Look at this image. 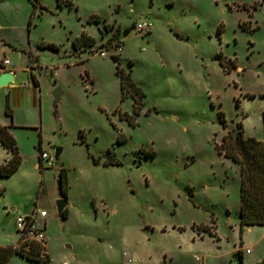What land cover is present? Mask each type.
Masks as SVG:
<instances>
[{
  "label": "rangeland",
  "instance_id": "374dc122",
  "mask_svg": "<svg viewBox=\"0 0 264 264\" xmlns=\"http://www.w3.org/2000/svg\"><path fill=\"white\" fill-rule=\"evenodd\" d=\"M91 16L100 22L88 24ZM140 23L150 32L121 36ZM82 33L95 40L92 52L72 49ZM0 40L19 55L9 93L0 88V126L21 157L0 189L13 214L37 213L49 256L39 264L264 263V226L240 230L239 169L216 149L238 123L244 137L264 141V0H1ZM215 54L234 68L224 71ZM116 67L145 95L137 117L133 100L121 99ZM55 149L59 162L39 166V154ZM109 150L121 166L93 164ZM6 156L0 147V164ZM2 203L0 236H13Z\"/></svg>",
  "mask_w": 264,
  "mask_h": 264
},
{
  "label": "trees",
  "instance_id": "16d2710c",
  "mask_svg": "<svg viewBox=\"0 0 264 264\" xmlns=\"http://www.w3.org/2000/svg\"><path fill=\"white\" fill-rule=\"evenodd\" d=\"M100 20L99 17L91 16L87 20V23L98 24ZM108 28L110 29L111 27L105 25L104 31L109 30ZM217 34L220 35L219 31ZM94 45L95 40L85 33H82L72 41V49L80 53H83L85 50H90L89 52H92L91 50ZM39 47L59 52V47L53 44L41 43ZM112 59L115 62L118 61L117 57H112ZM212 59L219 60L221 65L223 62L224 64L221 67L227 73H229L230 69L234 68L232 62L228 60L225 62L223 61L224 59L221 57V54L213 55ZM130 72L131 71L126 73L116 67V76L119 78L121 99L123 100L125 96H129L133 100L132 115L137 117L141 111V106L143 104L142 100L145 98V95L131 79ZM32 81L34 86H37L35 79L32 78ZM5 101V114L7 117L11 118V111L7 104L8 96H5ZM219 119L223 129H226V122L222 113H219ZM127 120L130 121V125L134 126V122L131 118H127ZM237 127L239 129L238 133L233 135L231 132H227L222 137L221 143L216 145V149L218 154L231 160L239 169V227L240 230H242L244 227L264 226V141L258 142L254 138L244 137L241 123H238ZM9 129L10 127L0 126V147L5 149L10 155L9 160L0 164V178L2 179L11 177L21 164L18 148L8 131ZM119 140L120 139L117 138L116 142H119ZM39 149L38 147V150ZM92 161L94 165L102 164L104 167L121 166L120 161L110 150L107 151L104 159L98 157L97 159L92 158ZM58 180L61 181L59 196L66 199L68 195V185L66 173L63 169L59 170ZM189 195V197H191V193H189ZM66 215L67 210L64 211V220L66 219ZM205 231L208 232V230ZM13 256L20 257L33 263L49 262V256L44 252L42 246L33 241L20 243L17 248L11 246L0 247V264H8ZM239 259L242 264V259Z\"/></svg>",
  "mask_w": 264,
  "mask_h": 264
},
{
  "label": "built area",
  "instance_id": "2783aa9c",
  "mask_svg": "<svg viewBox=\"0 0 264 264\" xmlns=\"http://www.w3.org/2000/svg\"><path fill=\"white\" fill-rule=\"evenodd\" d=\"M151 27L152 26L149 23H140L136 25L135 31L138 33L146 31L148 33L150 32ZM1 65L3 67H9L10 65L9 58H4L1 61ZM27 86H29L28 83L23 85V87H27ZM38 159L40 163H45L48 167H52L54 164L53 157H49V154L45 152H41L39 154ZM45 216L46 214L44 212L39 213L40 218H44ZM36 218H37V213L35 212L31 216L18 215L15 218L14 221L15 230L16 233L19 235L21 243L33 241L41 244L45 240L43 230H40L35 226ZM193 262L194 264H203L202 259L198 256H195L193 258Z\"/></svg>",
  "mask_w": 264,
  "mask_h": 264
},
{
  "label": "water",
  "instance_id": "95a60500",
  "mask_svg": "<svg viewBox=\"0 0 264 264\" xmlns=\"http://www.w3.org/2000/svg\"><path fill=\"white\" fill-rule=\"evenodd\" d=\"M134 29H135V26H131V28L124 31L121 34V36L125 38L132 31H134ZM175 41L186 43L184 39L178 36L175 37ZM9 60H10L9 70L2 68L1 73H0V88L4 89L6 93H9L10 84L14 83L15 72L14 71L12 72V70H14V68L16 67L18 63V54L12 53L9 56ZM51 96L53 98V102H52L53 109L56 110L57 104L59 103V99H60L59 89L58 88L54 89L51 92ZM60 154H61V149H55L54 156H53V160L55 163L59 162ZM60 190H61V181L58 180L57 182L58 195L60 193ZM0 200H1V196H0ZM55 206H56L57 215L59 217V220L61 221V226L63 227L64 226V211L67 210V207H68L67 198L65 199L59 196V200L55 203ZM2 210L5 211L6 209L2 208ZM9 210L11 211V209Z\"/></svg>",
  "mask_w": 264,
  "mask_h": 264
},
{
  "label": "crops",
  "instance_id": "0c3cea01",
  "mask_svg": "<svg viewBox=\"0 0 264 264\" xmlns=\"http://www.w3.org/2000/svg\"><path fill=\"white\" fill-rule=\"evenodd\" d=\"M187 41V40H186ZM9 46V44L8 43H6V42H3V41H1L0 40V56L1 57H4V58H9V56L12 54V53H18V51L16 50V49H14V48H11V46L10 47H8ZM18 60H19V55H18ZM18 64V63H17ZM2 68H5V69H7V70H9V67H3L2 65H1V62H0V73H1V70H2ZM14 70H12V72H13ZM33 71V70H32ZM29 72H31V70L30 71H28V74H30V77L31 78H33V79H35V76H34V74L32 75L31 73H29ZM15 80V79H14ZM36 81V80H35ZM28 83V82H27ZM27 83H25V84H27ZM29 85H30V83H28ZM28 87V86H27ZM33 88H35V86H34V84H33ZM2 126V125H1ZM3 126H6V125H3ZM8 154V153H7ZM9 158H10V155L8 154V156H6V158H5V161L3 162V163H5L7 160H9ZM3 163H1V164H3ZM38 164H39V166H41V165H43V163H40L39 162V160H38ZM2 180H4V179H2V178H0V182L2 181ZM0 191H1V189H0ZM0 196H1V200H0V203H2V205L4 206V208L6 209L5 211H3V212H8V211H10L9 209H11V211L13 210V208H11L12 206H13V204H11V203H9L6 199V196H5V189L3 188L2 189V191H1V194H0ZM10 211V212H11ZM11 214L14 216V221H15V218L19 215V214H13L12 212H11ZM22 216H24V215H22ZM26 216V215H25ZM44 218H46V216L44 217ZM248 228H251V227H248ZM45 230V229H44ZM44 230H43V233H44ZM20 238H19V235L17 234V233H15V235H1L0 236V247H7V246H11V247H14V248H17V247H19V245H20ZM29 263V262H28ZM33 262H31V263H29V264H32ZM33 264H35V263H33ZM37 264H39V263H37Z\"/></svg>",
  "mask_w": 264,
  "mask_h": 264
}]
</instances>
